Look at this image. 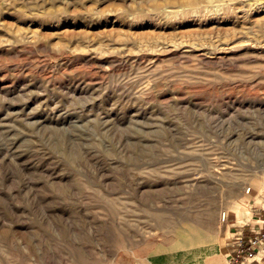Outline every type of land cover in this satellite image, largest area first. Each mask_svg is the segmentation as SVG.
<instances>
[{
    "label": "rangeland",
    "instance_id": "1",
    "mask_svg": "<svg viewBox=\"0 0 264 264\" xmlns=\"http://www.w3.org/2000/svg\"><path fill=\"white\" fill-rule=\"evenodd\" d=\"M196 1L0 0V264H264V0Z\"/></svg>",
    "mask_w": 264,
    "mask_h": 264
},
{
    "label": "built area",
    "instance_id": "2",
    "mask_svg": "<svg viewBox=\"0 0 264 264\" xmlns=\"http://www.w3.org/2000/svg\"><path fill=\"white\" fill-rule=\"evenodd\" d=\"M257 222L258 230L251 229L252 236L246 241L247 247H243L241 243L238 256L244 255L245 258L254 260L258 249L264 245V211L260 214Z\"/></svg>",
    "mask_w": 264,
    "mask_h": 264
},
{
    "label": "bare ground",
    "instance_id": "3",
    "mask_svg": "<svg viewBox=\"0 0 264 264\" xmlns=\"http://www.w3.org/2000/svg\"><path fill=\"white\" fill-rule=\"evenodd\" d=\"M190 1H191V0H190ZM197 1H198V0H197ZM197 1H196L195 3H197ZM200 1H201V0H200ZM207 1H208V0H207ZM188 2H189V0H188ZM188 2H187V3H188ZM198 2H199V1H198ZM187 3H185V6H188ZM209 3H210V2H209ZM191 4H192V3H191ZM193 4H194V1H193ZM193 4H192V5H193ZM201 4H202V3H201ZM173 5H175V2L173 3ZM190 6H191V5H190ZM194 6H195V5H194ZM206 6H207V5H206ZM188 7H189V6H188ZM201 8H202V7H201ZM207 8H208V6H207ZM181 9H182V8H181ZM183 9H184V8H183ZM187 9H188V8H187ZM187 9H186V10H187ZM186 10H185V11H186ZM188 10H189V9H188ZM190 10H191V9H190ZM192 10H193V9H192ZM201 12H202V11H201ZM215 12H216V11H215ZM211 15H213V13H212ZM194 19H195V18H194ZM196 19H197V18H196ZM203 19H204V18H203ZM211 20H212V19H211ZM204 21H205V20H204ZM199 22H200V21H199ZM199 22H198V23H199ZM202 22H203V21H202ZM226 22H227V21H226ZM202 24H203V23H202ZM179 25H180V24H179ZM203 25H204V24H203ZM205 25H208V24L205 23ZM213 25H214V24H213ZM219 25H220V24H219ZM215 26H216V25H215ZM210 27H211V26H210ZM196 28H197V27H196ZM214 28H215V27H214ZM196 236H197L196 234H194V233H193V234L190 233V236H189V237L186 236V238H187V239H188V238H192V239H191V241H192V240H194V239L196 238ZM188 251H189V250H188ZM189 253H190V252H189ZM200 257H201V256H200ZM201 258H202V257H201ZM198 263H199V262H198Z\"/></svg>",
    "mask_w": 264,
    "mask_h": 264
}]
</instances>
